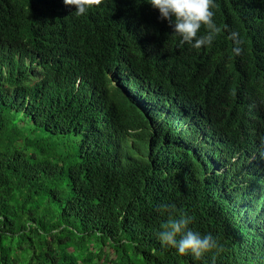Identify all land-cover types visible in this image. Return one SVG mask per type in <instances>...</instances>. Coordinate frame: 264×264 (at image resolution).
<instances>
[{"label": "trees", "instance_id": "trees-1", "mask_svg": "<svg viewBox=\"0 0 264 264\" xmlns=\"http://www.w3.org/2000/svg\"><path fill=\"white\" fill-rule=\"evenodd\" d=\"M74 11L0 0V264H264V0L199 50L146 0ZM184 213L223 250L162 245Z\"/></svg>", "mask_w": 264, "mask_h": 264}, {"label": "clouds", "instance_id": "clouds-1", "mask_svg": "<svg viewBox=\"0 0 264 264\" xmlns=\"http://www.w3.org/2000/svg\"><path fill=\"white\" fill-rule=\"evenodd\" d=\"M66 6L75 8L73 12L77 17L87 15L93 8L106 4L107 0H63ZM148 4L159 13L161 21H167L182 43L190 45L193 49L211 46L219 33L214 22L215 0H146ZM205 28L207 35L200 36L201 28ZM233 33V37H235ZM237 54L239 49L235 50ZM161 214L170 211L169 205L161 206ZM192 217L187 213L179 218L169 215L166 222L160 226L158 239L167 248L175 249L180 256H191L199 261L206 253L214 250L219 252L218 241L211 234L201 235L192 230Z\"/></svg>", "mask_w": 264, "mask_h": 264}, {"label": "rangeland", "instance_id": "rangeland-1", "mask_svg": "<svg viewBox=\"0 0 264 264\" xmlns=\"http://www.w3.org/2000/svg\"><path fill=\"white\" fill-rule=\"evenodd\" d=\"M145 162V161H144Z\"/></svg>", "mask_w": 264, "mask_h": 264}]
</instances>
